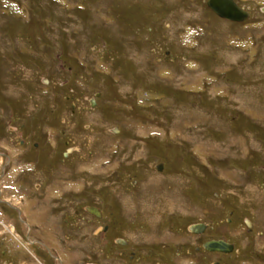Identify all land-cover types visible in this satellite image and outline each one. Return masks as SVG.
<instances>
[{"label": "rangeland", "instance_id": "1", "mask_svg": "<svg viewBox=\"0 0 264 264\" xmlns=\"http://www.w3.org/2000/svg\"><path fill=\"white\" fill-rule=\"evenodd\" d=\"M236 1L243 22L204 0H0V185L84 188L143 248L217 220L234 264H264V0ZM7 235L0 264H29Z\"/></svg>", "mask_w": 264, "mask_h": 264}, {"label": "flooded vegetation", "instance_id": "2", "mask_svg": "<svg viewBox=\"0 0 264 264\" xmlns=\"http://www.w3.org/2000/svg\"><path fill=\"white\" fill-rule=\"evenodd\" d=\"M235 2L238 4L236 0ZM238 6L241 7L239 4ZM32 146L36 148L38 144L34 142ZM29 152L26 151L25 154L32 159L35 153L31 155ZM0 158L3 159L0 181H3L9 176L6 168L10 165L11 159L4 152H0ZM156 167L158 173L166 170L162 163ZM17 175L20 176L18 172ZM67 187L72 188L62 189V185L59 187L41 183L0 185L1 215H3L4 207L13 215L12 219L7 217L12 220V232L8 230L1 232L0 259L8 252L11 253L10 249H7V243L12 238L7 234L12 237L18 236L26 243L27 246L23 247L26 250V257L30 260L29 264H181L185 257H188V264H196V262L198 264H234L241 253L235 242L217 235L215 231L218 230L219 222L212 219L193 222L191 225L202 224V226L199 225L195 230H190L188 227L182 231L194 236L192 245L186 238L181 241L180 230H173L170 242H164L162 246L161 243L158 245L160 242L158 241L157 246L143 248L146 241L133 242L125 233L122 234L117 230L121 228V225L115 216L104 215L100 206L93 201L85 202L84 188L74 189V186L68 185ZM7 191H28V197L25 195L26 203L22 207L16 205L11 198L7 199L3 196ZM51 193L57 194L52 196ZM48 197V201L45 199L42 202L43 198ZM114 201L112 199L111 203ZM51 204L53 205L49 207V217L41 218L40 215L47 214L41 209ZM233 213L234 211H231V216H234ZM39 217L46 222L41 223ZM225 220L224 223H233V218ZM242 220L248 229L253 227L252 219H249L250 226L245 219ZM124 224L125 229L130 228L127 222ZM211 240H222L230 245V248L228 250L205 248L204 244ZM178 242H182L183 246H179Z\"/></svg>", "mask_w": 264, "mask_h": 264}, {"label": "water", "instance_id": "3", "mask_svg": "<svg viewBox=\"0 0 264 264\" xmlns=\"http://www.w3.org/2000/svg\"><path fill=\"white\" fill-rule=\"evenodd\" d=\"M205 4L215 15L229 21L243 22L249 17V12L238 6L234 0H205ZM261 10L264 11V7ZM91 104L93 105L92 101ZM245 221L248 226L251 225L248 219ZM199 225L202 226V224L190 225L189 229L195 230ZM204 247L212 250H228L230 245L222 240H211L205 243Z\"/></svg>", "mask_w": 264, "mask_h": 264}, {"label": "bare ground", "instance_id": "4", "mask_svg": "<svg viewBox=\"0 0 264 264\" xmlns=\"http://www.w3.org/2000/svg\"><path fill=\"white\" fill-rule=\"evenodd\" d=\"M209 8V7H208ZM223 19V18H222ZM225 20H227V19H225ZM233 22V21H232Z\"/></svg>", "mask_w": 264, "mask_h": 264}]
</instances>
